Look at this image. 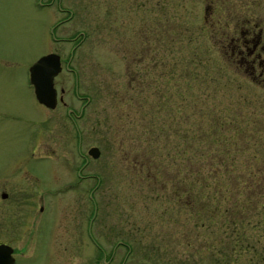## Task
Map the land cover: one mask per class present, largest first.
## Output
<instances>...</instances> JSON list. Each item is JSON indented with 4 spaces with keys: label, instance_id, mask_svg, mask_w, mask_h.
Instances as JSON below:
<instances>
[{
    "label": "rangeland",
    "instance_id": "rangeland-1",
    "mask_svg": "<svg viewBox=\"0 0 264 264\" xmlns=\"http://www.w3.org/2000/svg\"><path fill=\"white\" fill-rule=\"evenodd\" d=\"M216 17L232 38L264 22V0H0V188L39 194L14 264H264V31L255 65H238L206 27ZM50 52L66 104L54 109L28 81ZM224 146L234 249L220 220L173 195L200 165L192 147L211 163ZM195 202L209 209L211 190Z\"/></svg>",
    "mask_w": 264,
    "mask_h": 264
},
{
    "label": "trees",
    "instance_id": "trees-1",
    "mask_svg": "<svg viewBox=\"0 0 264 264\" xmlns=\"http://www.w3.org/2000/svg\"><path fill=\"white\" fill-rule=\"evenodd\" d=\"M222 6L223 5H221V7L219 8L217 7L212 8L213 14H216V16H218L217 11L220 10V12H222ZM214 19L215 20L209 21L210 25H208L209 23H207L206 27L209 29V32L212 35V37H216L215 38L216 42L214 43L216 46H218L219 54L224 57H227V59L230 62L232 61L237 62L235 64L238 65L240 64V59L249 60L250 57H254L253 60H251L252 64H254L256 59L258 58L255 51V45L261 43L259 42L261 40V34L259 31L261 32L264 31V22L256 23L248 19V21L251 22L249 24V27H247L245 31L240 30L239 33L238 32L234 33L233 36L231 34L232 38L228 39L229 33L225 31L227 29V25L224 23L227 22V20L225 19L224 22H221L219 17H216ZM245 24H247V22ZM235 28L236 27H234V30ZM257 28L259 29V31L256 30ZM255 31H258L259 33L258 32L255 33ZM252 33H255L257 37L253 38ZM250 35L252 36L250 37ZM242 47L247 48L248 51L246 55H242V51H241ZM225 53L226 54L229 53V57ZM258 65L261 67L259 63ZM137 78L139 79L140 82H143L140 76H138ZM140 82H139V86H140L139 88L141 89L143 83ZM231 123H234V120H232ZM220 124L221 126H223V122H220ZM217 126H219V123L216 124V127ZM203 132L197 133V137L202 141H209V136L212 133L214 134V131H212V133H209V130ZM192 134H191V138H193ZM223 148L224 151L222 153V156L224 159H221L220 161L217 162L204 163L203 160L201 159L205 154L195 153L193 151L194 148L192 147L189 152V158L192 162V158L195 157L196 161L194 162L193 160L192 163L193 164L200 163V165L197 169L194 170V172L189 170L188 167L187 168L185 167L182 170H180L182 173L187 172V174L190 177L188 176L186 179L180 178L178 188L173 189V195L174 198L177 199L179 202H183L182 199L184 197V194H186V197L189 199L186 202L187 203L186 205L189 210H192V212L195 211L196 214H198V216L199 214H201V212H203V210H205L206 212H209L206 216L207 218H209V220L214 221L215 218L220 220L221 223L220 225H218L219 226L218 228L221 229L222 231H224L225 229V234H227L228 238L232 240L229 243L232 244L233 247L232 249H234L236 245H240V243L244 242L242 240V233H241L243 223L242 221L238 220L239 217H236V214L230 211V206L223 205V202L218 198V197H226V198L231 197L229 183L224 184L225 181L229 179L220 177V173L231 172L234 170V167L236 165L233 162L235 155L230 153V150L228 153L227 147L224 146ZM228 160H230V162H228ZM183 181H186L185 182V184L187 185L186 188ZM236 183L237 186L239 187L238 182ZM207 188L210 189L212 192V204L209 205V209L202 207V205H199L195 202V197L201 196L203 194V191ZM191 192L195 193L193 197ZM251 205H252V198L249 195H246L245 201H243V204L241 203V210L244 213H247L248 210L251 208ZM238 222L240 223L238 224Z\"/></svg>",
    "mask_w": 264,
    "mask_h": 264
},
{
    "label": "flooded vegetation",
    "instance_id": "flooded-vegetation-1",
    "mask_svg": "<svg viewBox=\"0 0 264 264\" xmlns=\"http://www.w3.org/2000/svg\"><path fill=\"white\" fill-rule=\"evenodd\" d=\"M259 46V43L256 44L255 50ZM261 49L264 50V46H262ZM30 86L33 89L31 84ZM78 97L80 98V96ZM58 103L66 106L62 99V95L57 92L56 106ZM0 184L6 185V183ZM28 191L29 190L25 189L0 188V244H6L12 247V255L15 258L14 263L16 262L17 254V248L14 246V241L20 236L23 237V239L25 238L24 226H26L31 221H34L37 217L36 209L39 205L36 206V204L39 203V194L34 193L36 197L35 204L34 195L29 194Z\"/></svg>",
    "mask_w": 264,
    "mask_h": 264
},
{
    "label": "water",
    "instance_id": "water-1",
    "mask_svg": "<svg viewBox=\"0 0 264 264\" xmlns=\"http://www.w3.org/2000/svg\"><path fill=\"white\" fill-rule=\"evenodd\" d=\"M60 55L48 53L38 58L29 68L30 83L34 87L37 100L48 108H55L57 103V91L54 87V78L61 71ZM92 158L100 156V149L92 146L88 150ZM12 247L0 244V264H13L15 258L12 255Z\"/></svg>",
    "mask_w": 264,
    "mask_h": 264
}]
</instances>
